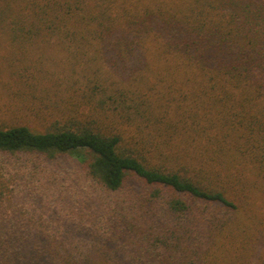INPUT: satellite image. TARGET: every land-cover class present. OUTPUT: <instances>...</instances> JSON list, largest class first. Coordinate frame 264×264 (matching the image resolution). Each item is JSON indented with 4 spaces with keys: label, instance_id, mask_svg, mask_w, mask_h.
Here are the masks:
<instances>
[{
    "label": "trees",
    "instance_id": "16d2710c",
    "mask_svg": "<svg viewBox=\"0 0 264 264\" xmlns=\"http://www.w3.org/2000/svg\"><path fill=\"white\" fill-rule=\"evenodd\" d=\"M0 29L73 89L0 125V264H264V0H0ZM66 155L117 194L83 238L10 209L18 160Z\"/></svg>",
    "mask_w": 264,
    "mask_h": 264
},
{
    "label": "rangeland",
    "instance_id": "374dc122",
    "mask_svg": "<svg viewBox=\"0 0 264 264\" xmlns=\"http://www.w3.org/2000/svg\"><path fill=\"white\" fill-rule=\"evenodd\" d=\"M68 57L55 39L44 36L12 42L0 29V125L23 124L42 130L53 120L35 110L72 93L67 87ZM7 161L14 160L0 157L5 174L13 170ZM18 161L24 163L20 174H24L25 186L13 191L10 209H18L30 229L83 238V233L91 231V216L101 218L117 200V194L92 182L73 156ZM31 168L35 173L30 175Z\"/></svg>",
    "mask_w": 264,
    "mask_h": 264
}]
</instances>
